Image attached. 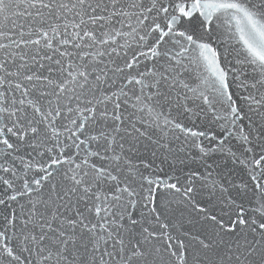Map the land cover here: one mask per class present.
I'll return each mask as SVG.
<instances>
[{
  "label": "snow or ice",
  "instance_id": "snow-or-ice-1",
  "mask_svg": "<svg viewBox=\"0 0 264 264\" xmlns=\"http://www.w3.org/2000/svg\"><path fill=\"white\" fill-rule=\"evenodd\" d=\"M0 264H264V0H0Z\"/></svg>",
  "mask_w": 264,
  "mask_h": 264
}]
</instances>
